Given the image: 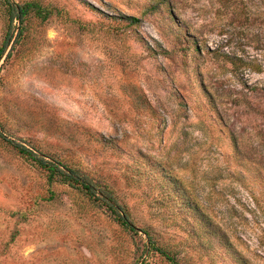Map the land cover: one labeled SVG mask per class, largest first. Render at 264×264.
<instances>
[{
    "label": "rangeland",
    "instance_id": "1",
    "mask_svg": "<svg viewBox=\"0 0 264 264\" xmlns=\"http://www.w3.org/2000/svg\"><path fill=\"white\" fill-rule=\"evenodd\" d=\"M13 1L52 12L0 61L4 137L108 185L181 264H264V0ZM49 188L0 136V264H170Z\"/></svg>",
    "mask_w": 264,
    "mask_h": 264
},
{
    "label": "trees",
    "instance_id": "2",
    "mask_svg": "<svg viewBox=\"0 0 264 264\" xmlns=\"http://www.w3.org/2000/svg\"><path fill=\"white\" fill-rule=\"evenodd\" d=\"M0 3L1 7L3 8L2 13L5 17V33L2 41L0 42L1 61L12 42L14 46V43L19 42L23 37L25 23L30 15L35 14L37 17L46 20L52 11L50 9H46L41 4L34 1L18 3L13 0H0ZM15 21L19 22L17 26L14 25ZM0 136L3 137L9 144H11L23 157L31 161L44 172L47 179V184L50 187V197L55 196V191L52 190V186L55 184H65L77 189L90 201L110 210L118 223L125 229L135 233H138L139 230H142L149 239L147 250L160 252V254H162L170 262V264H181L176 255L170 249L158 244V242L152 238L147 230L138 229V227L134 225L131 220V213L127 205L120 201L119 197L108 185L99 183L88 173L66 164L60 159H55L40 153L39 151L30 149L14 140L7 139L1 132ZM163 175L164 178L168 180V183L172 186V189H170L172 194H174L176 190L175 187H177V189L181 187V189L177 192L182 194V197H184L183 194L188 197V190L182 186L177 177L172 176L167 171H165V169L163 171ZM188 205L191 206L192 203L188 201Z\"/></svg>",
    "mask_w": 264,
    "mask_h": 264
}]
</instances>
